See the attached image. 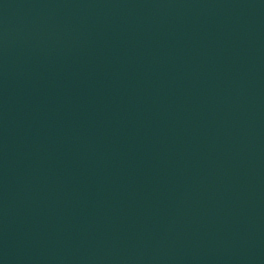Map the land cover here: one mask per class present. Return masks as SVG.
Wrapping results in <instances>:
<instances>
[{"label": "water", "instance_id": "95a60500", "mask_svg": "<svg viewBox=\"0 0 264 264\" xmlns=\"http://www.w3.org/2000/svg\"><path fill=\"white\" fill-rule=\"evenodd\" d=\"M0 264H264V0H0Z\"/></svg>", "mask_w": 264, "mask_h": 264}]
</instances>
